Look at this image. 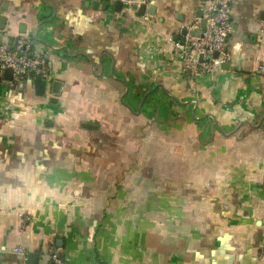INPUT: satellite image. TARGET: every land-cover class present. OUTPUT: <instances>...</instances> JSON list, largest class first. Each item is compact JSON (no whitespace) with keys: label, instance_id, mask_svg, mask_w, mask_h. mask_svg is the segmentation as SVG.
<instances>
[{"label":"crops","instance_id":"obj_1","mask_svg":"<svg viewBox=\"0 0 264 264\" xmlns=\"http://www.w3.org/2000/svg\"><path fill=\"white\" fill-rule=\"evenodd\" d=\"M205 1L151 0L146 21L0 0V36L33 37L53 78L0 79V264H49L53 242L67 264H264V0H236L218 71L193 77L173 42Z\"/></svg>","mask_w":264,"mask_h":264},{"label":"built area","instance_id":"obj_2","mask_svg":"<svg viewBox=\"0 0 264 264\" xmlns=\"http://www.w3.org/2000/svg\"><path fill=\"white\" fill-rule=\"evenodd\" d=\"M110 1L113 4L122 5L134 9L136 13L141 7L146 6V14L142 17L146 21L152 19L149 14L151 0H97ZM236 0H206L202 8V17L194 20L191 25L183 27V41H174L175 48L181 57V70L193 77H201L215 74L218 71L217 59L225 57L230 35L233 30L234 5ZM203 21H206L205 28H202ZM261 33L264 34V23L261 26ZM201 32V36L195 34ZM35 40L31 36L17 35L14 38L0 36V79L8 81L5 73L8 69L13 72L12 80L8 81L16 87L20 83L27 84L38 79L46 82L50 91L52 84V71L47 57L35 48ZM219 57L216 58L215 56ZM202 58V60H201ZM260 70H264L263 67ZM50 85V87H49ZM2 113L5 108L1 106ZM33 219L29 215L21 218V230L24 231L31 225ZM17 254L23 253L21 248L14 249ZM264 261V252L260 253ZM27 258H25V262ZM49 264H67L64 255L53 242L50 249Z\"/></svg>","mask_w":264,"mask_h":264},{"label":"water","instance_id":"obj_3","mask_svg":"<svg viewBox=\"0 0 264 264\" xmlns=\"http://www.w3.org/2000/svg\"><path fill=\"white\" fill-rule=\"evenodd\" d=\"M108 6H109V3L107 1L104 2L103 9L104 10H107ZM121 7H122V4L121 3H117L116 4V10H120ZM138 14H139V16L143 17L146 14V6L141 7L140 10L138 11ZM150 14H155V10L154 9H151L150 10ZM201 17H202V11H199L198 18H201ZM0 22L3 23V25H1V27H0V29L2 30V29L5 28L6 19H4V20L1 19ZM205 26H206V21H203L202 28H205ZM183 35L184 36L187 35V31L186 30L183 32ZM195 35L196 36H201V32H198ZM215 57L218 58L219 56L216 55ZM201 60H202V58H201ZM12 76H13L12 70L11 69H8L6 71V73H5L6 79L8 81H11L12 80ZM35 85H36L37 95L44 96V94L46 92V82L43 81V80L38 79V80L35 81ZM60 87H61L60 83H54L53 90H54V92L56 94H58L60 92ZM17 88L20 91H24V89H25V83H20ZM84 127L86 129H89V130H96L97 129L96 126L90 125V124H85ZM60 243H61V241H60ZM36 262H37V255L36 254H31L29 256L28 264H36Z\"/></svg>","mask_w":264,"mask_h":264}]
</instances>
